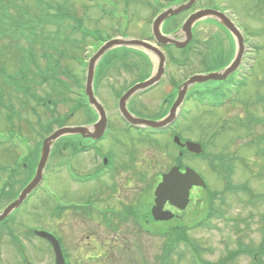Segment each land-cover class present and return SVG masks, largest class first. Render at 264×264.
I'll list each match as a JSON object with an SVG mask.
<instances>
[{"label":"rangeland","instance_id":"1","mask_svg":"<svg viewBox=\"0 0 264 264\" xmlns=\"http://www.w3.org/2000/svg\"><path fill=\"white\" fill-rule=\"evenodd\" d=\"M64 1L47 0V2L55 5L62 4ZM66 1L69 4L68 11L72 21L66 19L63 26L67 25L68 28L60 29L62 33L66 34V37L69 36L70 38L68 37L69 39L60 43L58 48L63 54V56H59L60 66L65 71L70 72L71 77L67 78L66 75H62L61 79L69 84L70 97L77 100V91L81 89V93L84 94L82 87L84 88L86 80V65L82 63L83 61L88 63L101 45L96 43L97 39L95 38L109 40L112 37L122 38L120 35H123L130 36V39L150 41L154 44L152 23L158 14L156 10L160 6L156 0H111L115 6L106 0ZM14 2L24 9H29L32 14L37 12L34 1L19 2L14 0ZM97 4L100 6L98 7ZM166 4L167 2H163L161 6H166ZM200 7L226 9L223 12H227L234 19L245 37L246 48L244 52L241 53L238 46L233 44L232 39L223 30L219 34L217 31L220 30L217 26H211L208 22H203L204 20L200 21L195 27L196 41L206 44L201 46L197 42L194 43L191 45V52L189 51L187 54H183L182 47L174 45L170 51L162 48L167 56L162 75V78L165 75L163 81L147 94L131 98L127 106L138 117L144 119L160 118L168 112L167 101L177 92V85L186 81L193 74H206L209 70L212 72L221 70L218 65L223 59L222 68L226 67V63L228 66L229 62L234 65L236 63L235 56L241 53V61L237 64L238 71H236L237 78H241V81L237 86L226 84L219 86L226 89V95L224 97L218 96V100H216L218 97L211 99L221 103L224 98L230 101L234 94L238 93L236 101L222 109L215 110L209 107L204 108L199 103L190 101L194 99H188L190 102L186 103L184 107L188 113L185 118L183 117L185 122L182 123L181 127L179 126V130L192 141L205 142L208 146V157L216 158L215 162L223 161L222 155L226 154L229 155V159H233V161H227V165L230 164L233 168L232 185H246L253 191V195L264 194V155L260 156L256 147L259 140H262L259 148L262 149L264 146V105L262 104V96H264V0H199L191 10L174 15L175 20L170 23L164 21L160 26V32L172 40L179 34V40L184 41L185 33L181 32L184 20L188 15L200 10ZM108 11L112 14H107ZM77 23L80 24V27L82 26V29L92 31V37L87 36L84 46L81 47L75 46L72 42L84 38L80 28L76 32ZM56 27V24L46 25L45 28L36 32L40 38L37 40L38 44L34 45V52L39 58L42 56V47L50 49L48 53L58 57V54L52 51L50 46H47V42L43 40L44 35H52L51 32L56 31ZM216 34L219 35L223 41L222 45L225 46L222 55H219L220 51L217 50L216 42L212 40L213 35ZM214 38L218 39L217 36ZM18 43L24 48L27 47V41L23 39ZM115 49H119V47L110 50L100 60V69H105V74L95 92L97 98L108 109L109 128L111 126L110 133L101 145L103 148L113 151L117 168L98 182L74 184L65 165L70 152L60 151L52 157L50 156L51 158L47 163L45 169V174L48 177L47 184L48 188L58 194L65 203L83 201L85 198L92 197L90 200L96 202L103 209L114 207L118 210L122 209L121 203H128L134 205L135 212L141 218L151 221L153 220L151 208L154 197L153 192L149 191V182L161 170L166 171L175 163L176 153L168 140L161 138L160 145L156 146L150 142H145L144 145H141L142 143L139 141L136 142L135 147L138 148L139 146V151L135 152L136 159L133 161L126 155L124 143L128 142V137L123 133L126 127L116 119L113 108L116 96L112 94L111 90L113 89L111 87H116L115 90L121 93L124 88L132 86L138 81H144L147 76H141V67L135 65L132 60H126V63L123 60L113 62V58L123 52V50L115 51ZM0 50L7 59L5 64L0 57V68L5 64L11 72L10 74L14 76L22 63L23 53L17 51L14 42L4 36L0 39ZM145 52L153 63L152 67H155L153 74L158 71L159 58L152 52ZM189 54L191 57L188 58V63L185 66L183 63L181 66L175 65L170 60V56L184 60ZM38 62L41 68L45 66L41 59ZM152 74L148 75L152 76ZM1 77L0 72L2 95H6V104L13 106L12 109L16 111L17 116L13 120L15 130L11 132L5 111L0 109V141L14 139L18 142L28 139V147L37 151L34 158L39 161L42 149L40 136L49 134L46 127L51 122L52 117L50 116L52 115L44 114V108L39 106H36L37 109L33 112L32 108L36 105L34 101H30V107H26L22 94L16 92L15 87L8 88V84L4 87ZM218 83L222 82L208 81L196 84L193 88L204 89L217 86ZM228 90L233 93L230 94ZM37 92L45 98L48 97V99L55 101L62 98L57 96L58 91L53 90L51 84H44L43 88L38 89ZM165 97L168 99L166 100ZM1 98L4 99V96ZM72 104H59L57 112L62 117L67 116L71 113ZM49 109H52L51 105ZM37 114L43 119L42 124L37 119ZM256 121L258 123L254 124ZM86 123H88V119L82 111H75L66 120V124L73 126ZM245 125H251V127ZM52 127L53 130L57 129L55 124ZM20 128L23 131H19ZM213 133L216 135L211 138ZM254 142L255 144H253ZM21 152L22 146L20 145L16 148L8 145L1 146L0 165L12 167L16 156L21 155ZM72 160L77 161L78 159ZM87 160V156H82L81 161L87 163ZM185 161L188 166L192 168L195 166V169L211 185L213 191H218L220 192L219 195H222V191L227 186L224 176L213 172L204 159L192 158L189 155ZM94 167L95 165L91 167V163H89L86 167H78L77 172L79 174L87 173ZM221 172L224 170L222 169ZM19 174L17 179L11 181V188L16 196L23 191L26 186L25 180H27L26 172L20 171ZM6 175L0 173L2 178H5ZM1 186L0 182V189ZM195 191L199 192L192 193L194 200L191 199L189 208L180 217L182 222H179L193 229L189 231L188 238L200 247L201 259L210 264H253L250 256L229 259L228 253L236 251L240 243L254 249L259 246L262 240L261 230L264 226V204L253 206L250 204L251 195L241 191L227 192L222 197L218 196L220 198L215 203L217 206L221 205V209L208 220L210 209L206 193L201 189ZM12 199L13 196L0 199V211L5 209L12 202ZM13 214L14 218L8 222L7 227L0 228V264H27V262L54 264L52 251L45 245L47 243L41 242L33 236L32 231L36 228L46 229L54 234L56 231L63 234L68 252L70 251V264L161 263L166 242L161 234L155 232V236L150 237L147 233H141L136 228L131 233L130 228L134 225L130 220L127 221L126 225L119 228L115 223L113 226L107 225L106 220L104 222L98 218L99 215H97L98 217L94 216L93 219H91L93 214L90 218L81 215L75 216L73 213L56 216L54 205L43 190H39L28 203ZM100 222L103 223L102 227L99 225ZM201 222L202 225L199 224ZM205 222L207 223L204 224ZM196 225L198 228H194ZM164 228L160 227L157 230L161 231ZM9 231L12 232L11 235ZM84 234L93 235V237L83 241L81 235ZM20 248L24 257L20 254ZM126 248L129 252L125 251ZM176 252L181 255V258L173 254L174 264H194L189 247L181 244Z\"/></svg>","mask_w":264,"mask_h":264},{"label":"water","instance_id":"2","mask_svg":"<svg viewBox=\"0 0 264 264\" xmlns=\"http://www.w3.org/2000/svg\"><path fill=\"white\" fill-rule=\"evenodd\" d=\"M196 1L197 0H190V3L188 5L182 6L177 10H169L157 19V21L155 22V27H154V35H155V38L158 41V43H160V44H171V43H173L177 46L183 47L187 44V42H189L192 39V31L191 30H192L193 24L202 18L213 17V18L221 21L238 38L239 44L242 48L244 38H243V35L240 33L239 29L235 26V24L229 18L226 17V15H224L220 12L214 11V10H203V11H200V12H198V13H196L190 17V19L187 21V23L184 26V30L186 31L187 37H188V41H185L184 43H177L175 40H172L171 38L165 37L161 34L160 26L164 20H166L167 18H169L172 15L178 14L179 12L192 7ZM118 44L134 45V46L144 47V48H147L149 50H156L153 46H151L149 43L144 42V41L114 40V41L109 42L99 52V54L96 57H94V59H92V61L90 63V69H89L87 93H88V95H90L92 103L98 108L99 112H101V117H102V119L99 121V124L96 127L97 134L93 135L92 137H98V138L102 137L104 132H105L106 124H107V118L105 116L103 108H102V106H100L95 101L93 89H92L95 62L104 53L105 50H107L108 48H110L114 45H118ZM164 61H165L164 57H161V67H160L159 74L156 78H154L153 80H151L147 83L135 86L130 91V93H128L123 98V100L121 102V110H122L124 116L130 122H132L134 124L148 125V126L153 127V128H160V127L168 124L169 122H171L175 119L176 111H177L178 107L181 105V103L183 102V99H184L185 94H186V90L190 84H194L196 82L202 83V82H207L210 80H225L231 73H233L237 69V67H238L237 64L241 61V56L239 55L237 60H236V63L222 73H212L209 75H196V76L192 77L184 85L183 91L180 93L178 101L174 105L173 110L171 111V114L169 115V117L166 120L161 121V122H156V121H146V120L136 119V118L132 117L125 107V101L132 94H134L137 90L147 88L161 78V76L163 74ZM86 131H87V129L81 128V127H79V128H73V127L68 128L67 127V128H63V129L57 131L55 134H53L51 137H49V139L44 144L43 157H42L36 178L29 185V187L21 194L20 198L16 202H14L11 206H9L3 212V214L0 215V223L5 218H7V216L15 208L19 207L22 204V202L27 198L28 194L31 193V191H33V189L41 181L43 169L46 165L47 158H48V155L50 152V146H51L52 142L61 136L69 135V134L80 133V134H83L84 136H86ZM188 149H189V151H191L193 153L199 154L202 152V147L197 143H188ZM194 186L205 187V184H204L203 180L200 178V176L195 171H193L191 169H187V173L183 175L180 173L178 168H175L171 171V173L164 176L163 182L159 185V187L156 191V196H157L156 204H157V206H155L154 210H153L155 218L157 220H169L170 218H172L171 213L162 211L163 206L165 205V203L167 201H170L171 204L177 206L180 209H185L186 206L189 204L190 191ZM38 234L40 236L48 239L53 244L55 251H56V254H57V264H65V260H64L59 242L52 235H50L48 233L39 232Z\"/></svg>","mask_w":264,"mask_h":264},{"label":"flooded vegetation","instance_id":"3","mask_svg":"<svg viewBox=\"0 0 264 264\" xmlns=\"http://www.w3.org/2000/svg\"><path fill=\"white\" fill-rule=\"evenodd\" d=\"M119 123L121 125H123V123H121V122H119ZM110 128H111V126H110ZM110 128L108 126V129L106 132L107 135L110 133ZM122 130H123V128H122ZM123 132H124V130H123ZM128 133L130 134V137L127 136L128 142L124 143V146L126 148V155L129 157V159L131 161H133L136 159L135 152L139 151V149H138L139 146H138V148L135 147L136 142H138V141L143 142L141 145H144L145 142H148L149 140H151V141H153V140L150 138L139 139L137 137H134V136H136V133L134 130H130ZM105 140H106L105 137H103L99 140H94V139H77L76 140L75 146L78 147L79 152L78 153H71V151H69L71 153L69 155L70 158L65 163V165L69 168V173L73 178L72 181L74 182V184L81 185V184H85L84 182H98L99 180L105 178L107 174H109V173L111 174L112 172L115 171V169L117 168L118 165L116 166V163H115L116 157H115L113 151H109L107 148H103V146L101 145V143ZM178 148H179V154L182 153L184 155L186 152L185 148H181V147H178ZM62 152H66V150L62 149ZM82 156L88 157L87 163L84 161H81ZM72 159H78V160L75 161ZM106 159H107V162H106ZM89 163H91V167L94 165H95V167L92 168L87 173H80L79 174L77 172L78 167H86V165ZM62 164H64V163H62ZM184 165H185V163H183V162L180 163V167H185ZM126 166H128V165H126ZM126 166H124V167H126ZM25 169H26L27 174L31 172V168L28 167L27 165H25ZM153 184L155 186V181H153L151 185H153ZM55 195L57 197V200L61 203L63 202L62 204L65 207V208L64 207H62V208L55 207V215L56 216H59L61 214H65V213H68V214L73 213L75 216L81 215V216H86V217L90 218L91 215L93 214V216L91 217V219H93L94 216L98 217L97 215H99L100 217H98V218H100L101 221H104V222L106 220L107 225L113 226L115 223L117 225V227H119V228L122 225H126L128 220H130V222L132 224L139 225V226H142V225L151 226L153 224L156 225L153 220L147 221V220L141 218V216L137 212H135L134 205H132V204L121 203L122 209H119L118 213L117 212H111V215L109 216L108 212L106 211L107 208L103 209L101 206L97 205L96 202L94 203L93 201H91L90 199L92 197L91 198H85L83 201H71L69 203H65L60 198V196L58 194H55ZM165 209L166 210H172L173 212H177L175 208H172L169 205ZM99 225L102 227L103 223L100 222ZM56 234H58V235H56ZM56 234H54V235L60 240V242L63 245V243H65V239L63 237V234H61L57 231H56ZM92 237H93V235H85V234L81 235V239L83 241L84 240H90ZM67 255H69V253H67Z\"/></svg>","mask_w":264,"mask_h":264},{"label":"trees","instance_id":"4","mask_svg":"<svg viewBox=\"0 0 264 264\" xmlns=\"http://www.w3.org/2000/svg\"><path fill=\"white\" fill-rule=\"evenodd\" d=\"M49 7L51 6V5H49V4H47ZM48 6H47V9H48ZM58 7V9H60L59 11H60V14H61V16H59L60 18H64L63 20L65 21L66 19H68L69 18V11H68V8H67V4L65 3V4H61V5H58L57 6ZM51 8V7H50ZM46 9V10H47ZM43 10H44V8L41 6V7H39V14H37V15H34V16H31V15H29L28 14V12L27 11H24V13L27 15V18H26V20H27V22H28V26H29V28L30 27H37V26H41V25H44L46 22H51L52 20H54V15H52V14H50V13H47L46 12V14H44L43 13ZM71 18V17H70ZM51 24H52V22H51ZM78 29V28H77ZM33 33H34V31H32ZM72 42H74V45L75 46H78V44H81L82 42L80 41V40H73ZM54 48H55V45H54ZM58 62H56V61H52V62H50V64H49V67L47 68V70H46V72L47 73H49V74H52L53 73V71H54V69H53V65H54V67H56V64H57ZM53 64V65H52ZM39 73H41V72H39ZM22 81V80H21ZM18 82V80L17 81H14L13 82V84L17 87L16 88V90L17 91H23V89H24V87H23V83L22 82ZM44 82V81H43ZM43 84V83H42ZM28 91L29 90H31V88L30 89H27ZM29 92H31V91H29ZM29 92H27V95H29L30 93ZM62 93H59V96L61 95ZM14 116H16V113H11V115L8 117V123L10 124V128H15V125H14V121H13V119H14ZM61 125V124H60ZM4 170V168L3 167H0V171H3ZM3 184H5V183H3ZM6 186L4 185L3 186V188H5ZM1 189V194H2V199H6L8 196H11L12 194L11 193H9V192H6L5 190H6V188L5 189ZM212 197H214V196H212ZM253 197V196H252ZM262 199L264 200V195H262ZM212 199H210V201H211ZM263 234H264V229H263ZM169 250V249H168ZM256 251H258V255H255V257H254V260H253V264H264V259L263 258H261V256H262V254H263V251H264V235H263V239H262V242H261V244H260V246L256 249V250H254V249H249V248H247V247H245V246H243V245H241V247L238 249V250H236V251H233V252H231V254L228 256V258L230 259H235V258H237V257H239V255L240 254H242V253H244V252H248V253H250V254H255V252Z\"/></svg>","mask_w":264,"mask_h":264},{"label":"bare ground","instance_id":"5","mask_svg":"<svg viewBox=\"0 0 264 264\" xmlns=\"http://www.w3.org/2000/svg\"><path fill=\"white\" fill-rule=\"evenodd\" d=\"M179 36V35H178ZM195 74H193L192 76H190L189 78L191 79L192 77H194ZM223 176V174H221ZM168 205L165 206V208L167 207Z\"/></svg>","mask_w":264,"mask_h":264}]
</instances>
